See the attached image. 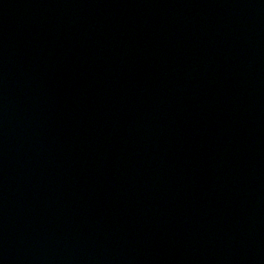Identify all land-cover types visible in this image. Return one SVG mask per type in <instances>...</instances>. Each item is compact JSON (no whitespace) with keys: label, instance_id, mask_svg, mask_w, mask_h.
<instances>
[{"label":"water","instance_id":"1","mask_svg":"<svg viewBox=\"0 0 264 264\" xmlns=\"http://www.w3.org/2000/svg\"><path fill=\"white\" fill-rule=\"evenodd\" d=\"M0 264H264V0H0Z\"/></svg>","mask_w":264,"mask_h":264}]
</instances>
